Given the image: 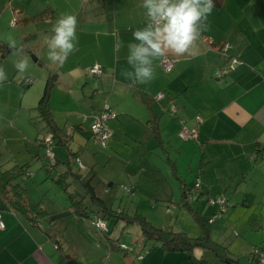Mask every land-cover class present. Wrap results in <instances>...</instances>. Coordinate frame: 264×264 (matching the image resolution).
I'll return each instance as SVG.
<instances>
[{"label": "crops", "instance_id": "0c3cea01", "mask_svg": "<svg viewBox=\"0 0 264 264\" xmlns=\"http://www.w3.org/2000/svg\"><path fill=\"white\" fill-rule=\"evenodd\" d=\"M141 4L142 0H0V40L6 44L4 56L0 57V67L8 76L0 86V119L7 116L5 106L12 103L8 92L14 86L12 80L22 76L15 68L18 60L26 59L29 70L30 57L34 59L33 63L45 69L42 78L46 82L52 70H56L48 99L52 116L71 103L75 105L71 112L87 104L88 115L83 116L85 120L82 121L88 125L108 106L116 113V118L106 124L110 133L108 142L116 137V140L136 144V140L141 138L146 140L145 146L154 143L170 150L178 146L175 162L166 158L165 163L178 182L180 200L182 194H186L187 208L181 205L182 208L190 212L199 229V220L202 221L212 241L225 247L227 257L238 264L237 258L241 254L247 255L253 249L264 251V73L253 71L257 65L264 64V0H214L215 7L208 17L195 54L166 56L175 61L169 74L164 73L160 66L163 58L154 61L156 78L147 85L133 84L121 75L122 70H130L126 57L127 45L135 43L132 32L146 26L145 10ZM44 12L48 15L41 20L24 21ZM62 14H74L79 20L78 50L58 66L47 59L44 38L51 35L52 25ZM13 21L15 25L11 27ZM8 29H18L14 39L18 46L23 45L22 56H15V50L9 47L13 37ZM223 44L229 45L225 54L220 51ZM232 58L239 64L219 77L218 72L227 70ZM93 65L103 70L98 81L87 74ZM26 79L33 81L25 75L21 86ZM60 85L65 90L59 91ZM158 94L163 97L155 100ZM85 98L87 100L83 103ZM90 103L97 107L93 108ZM119 117L122 120L118 122ZM126 120L137 123L133 126L135 132L124 130ZM54 124L58 128L54 151L58 147L67 149L66 126L61 128L55 121ZM82 124L72 125L73 131L81 128ZM115 127L118 129L112 131ZM183 127L195 130L197 140L179 139L177 135ZM46 133L45 127L37 141L40 147V139ZM190 151L192 155H189ZM86 154L81 157L76 153L70 154L83 162L79 161L83 170L79 168L77 172L82 176L96 165L92 163L94 158ZM93 156L95 160L98 157ZM185 156L188 160L183 159ZM56 163L60 166L57 160ZM195 180H199L201 186L189 198L187 194L193 191ZM77 188L83 194L81 187L77 185ZM209 198H222L224 209L217 204H208ZM192 202H196L195 211ZM236 209L249 211L252 216L249 219L252 223L241 231L242 238L225 234L214 237L217 229L213 231L208 225L216 226L217 221L223 225L226 212L229 215ZM205 212L208 216L204 219L202 213ZM71 214L74 216L72 211ZM73 218L96 236L89 220ZM0 219L4 224V229L0 230V264H70L74 245L71 240L63 238L61 243L57 238L58 241H52L41 222L32 226L24 217L10 211L0 212ZM55 222L50 223L52 229ZM95 241L98 243L97 237ZM104 242L103 245L98 243V264H192L186 253L162 252L156 247L158 245L149 249L143 242L138 243L137 247L128 248L124 256L121 252L117 254L115 250H107L108 242ZM56 245L57 249L54 248ZM66 247L70 252L64 251ZM204 252L209 253L195 249L193 256L206 260ZM250 262L257 264L251 258Z\"/></svg>", "mask_w": 264, "mask_h": 264}, {"label": "rangeland", "instance_id": "374dc122", "mask_svg": "<svg viewBox=\"0 0 264 264\" xmlns=\"http://www.w3.org/2000/svg\"><path fill=\"white\" fill-rule=\"evenodd\" d=\"M8 30L10 36L13 37L12 39L17 37L18 29ZM30 60L32 63H30V69L19 76L17 80H12L14 86L8 90L12 96V103H10L11 106L4 105L6 107L4 113L7 116L0 119V163L4 168L14 165H27L28 172L18 180V183L26 189L30 200L35 203L40 202L41 207L45 209L47 214L40 222L44 226L45 232L50 235L51 240L58 241L60 238L62 243L64 238V240H71L74 243L72 246L73 258L70 257V264H98V243L103 245L105 243L103 237L107 236L106 231L95 233L96 236L91 235L82 224L77 222L73 218L75 215L71 214L67 194L54 183V177L61 174V172L68 170L77 173L82 169L80 162H83L78 158L80 162L74 163L76 158L70 155L71 153L79 154V157L87 153V157L94 158L92 163L96 164L94 170L98 177L105 184L108 181L114 182L117 193L112 201V210L122 211L129 216L137 214L153 227L166 232H182L191 238L198 237L200 229L190 212L182 208L178 182L173 178L169 166L165 163L166 158L175 162L178 157L176 155L178 146L174 147V150H170L169 148L157 147L154 143L145 146L146 140H141V138L136 140V144H131L123 140H116V137H114L110 142L107 141L106 148L96 147L91 135V124L85 125V121H82L85 120L83 116L88 115L86 109L89 108L86 106L87 104L81 106L80 109H75L76 112L75 110L71 112V109L75 106L71 103L66 109L64 106L60 109V112L53 115L54 121L59 123L61 128L63 125L66 126L64 133L68 137L69 144L67 149L63 147L56 148L54 153L57 155L56 160L60 163V166L50 167L49 162L45 159L44 149L37 142L40 135L45 131V122L38 117L36 107L44 91L46 81L42 77L46 71L33 63L34 60L31 57ZM55 71L52 70V75L56 73ZM25 75L32 78L33 81L29 83L30 85L25 81L24 86H21L20 83L24 80ZM89 80L87 79V82ZM93 80L98 81L97 78ZM58 89L63 91L65 87L60 85ZM86 100L85 98L82 102L84 103ZM90 106L97 107L94 103ZM120 118L117 119L118 122L122 120ZM80 122H83L81 128H76L73 131L72 125H77ZM136 125L137 123L126 120L123 127L124 130L130 132V130L134 131L133 126ZM117 129L115 127L112 131ZM72 131L75 134H72ZM136 131L138 132L137 127ZM93 155L98 156L96 160ZM189 155H192V151ZM67 159L69 163H67ZM183 159L188 160L186 156ZM85 160L87 161L86 158ZM44 165L48 169H52L50 175L46 173L43 168ZM67 182L70 183L68 191L78 189L77 184L72 182L70 178ZM196 182L197 180H195ZM100 189H102L101 186ZM192 190V194L194 191H198L194 187ZM191 204L195 211L196 206L194 204L196 202ZM206 213L208 212L202 213L204 219L208 216ZM251 217L249 211L236 209L229 215L226 212L222 221L223 225L220 223L221 221H217L216 226L208 225V228L211 226L213 231L217 229V234H214V237L225 234L232 238L238 237L241 239L243 235L241 231H244L245 225L252 223V219L249 221ZM51 221H56L53 229L50 225ZM107 229L113 232L109 235L111 239L118 238L119 242L125 244L127 248L137 247V244L143 241L140 228L137 225L126 226L121 223L116 224L111 220L107 222ZM96 237L98 243L95 241ZM252 237L256 236L253 235ZM146 245L152 246L153 243L148 242ZM68 247H66L68 250L65 248L64 251H69ZM107 250L109 249L107 248ZM203 254L207 256L205 259L210 264H220L219 259L212 253L204 252ZM249 254H241L237 258L238 264H254L250 262Z\"/></svg>", "mask_w": 264, "mask_h": 264}, {"label": "trees", "instance_id": "16d2710c", "mask_svg": "<svg viewBox=\"0 0 264 264\" xmlns=\"http://www.w3.org/2000/svg\"><path fill=\"white\" fill-rule=\"evenodd\" d=\"M51 13V12H50ZM48 13L44 12L37 17L25 19L24 21L31 20L38 21L45 18ZM6 44L0 40V57L4 56V50ZM171 73V72H170ZM56 75H50L36 107L39 118L45 122V127L48 133L52 134L53 139L57 137L58 128L54 124L53 116L50 112L48 99L49 92L54 86ZM75 158V156H74ZM57 163L53 166H56ZM46 173L50 175L52 169H48L46 165L43 166ZM28 172L27 165H14L9 168H4L0 163V212L10 211L19 216L24 217L32 226H38L40 221L46 216L45 209L42 208L41 203H35L27 195L26 189L18 183V180L26 175ZM76 183L81 187L83 194L78 190L68 191L69 184L68 179ZM54 183L61 190L67 194V199L70 202V208L78 221L89 220L92 229L95 233H103L106 231L104 240L108 242V249L121 252L124 256L128 250L125 244L119 242V239H111L110 230L107 229V222L113 220L116 224L121 223L123 225H137L140 228L143 238V245L148 242L153 243L150 248L158 247L162 252H184L188 255L192 264H208L204 259H196L193 256L195 249H202L209 252H213L219 259L220 264H236V262L230 260L227 256V250L225 247L215 243L210 238L206 225L200 221V218H196L200 223V235L196 238L188 237L185 233L179 232H166L162 229H157L148 223L143 217L134 214L133 216L126 215L122 211L112 210V201L114 200L117 187L113 182H107L106 184L98 177L94 169H91L88 174L82 176L78 173H72L70 171L63 172L54 177ZM100 186L102 189H100ZM186 194H182V206L187 208L185 204ZM100 221L104 224L105 230H101L96 227L94 222ZM143 246V247H144ZM58 248V246L56 245ZM140 258V256H138Z\"/></svg>", "mask_w": 264, "mask_h": 264}, {"label": "clouds", "instance_id": "9594fccd", "mask_svg": "<svg viewBox=\"0 0 264 264\" xmlns=\"http://www.w3.org/2000/svg\"><path fill=\"white\" fill-rule=\"evenodd\" d=\"M146 26L132 32L135 43L127 45L126 57L130 70H122L121 75L133 84H149L156 78L154 61L173 55H194L207 27L208 17L215 7L214 0H142ZM79 20L74 14H62L51 27V35L45 36L47 59L54 65L62 66L67 58L77 51V28ZM9 47L15 54H24L23 45L10 39ZM19 74L28 70V61L20 59L15 63ZM253 71L264 73V64ZM8 76L0 67V86ZM0 221V228H3Z\"/></svg>", "mask_w": 264, "mask_h": 264}, {"label": "built area", "instance_id": "2783aa9c", "mask_svg": "<svg viewBox=\"0 0 264 264\" xmlns=\"http://www.w3.org/2000/svg\"><path fill=\"white\" fill-rule=\"evenodd\" d=\"M15 25V21L10 23V26L13 27ZM229 45L228 44H223L220 48V51L225 54L227 49H228ZM174 59L172 58H168L165 57L161 60L160 66L163 70L164 73L169 74L174 67ZM229 66L227 67V70H220L218 72V76H224L227 71H232L234 70L235 66L237 64H239L238 60L236 59H229ZM88 76L91 77H95V78H100L103 75V70L101 69L100 66L98 65H93L90 69H88L87 71ZM28 84L31 82L30 79H26L25 80ZM163 97L162 94H158L155 96V100H160ZM172 113H175L174 109H171ZM116 118V113L111 111L109 109L108 106H105L101 116L99 118H97L90 126V130H91V135L93 140L96 142V144H98L100 147L105 148L107 146V141L110 137V134L107 130V121ZM197 120H199V118H196ZM178 138L183 140V141H187V140H197V133L195 130H190L186 127H183L180 132H178ZM40 145L42 146V148L44 149L45 152V159L49 162L50 166H53L56 162L55 159V153H54V147H55V142L53 139L52 134L50 133H46L42 136V138L40 139ZM76 162H79L78 159H76ZM81 166V164H80ZM201 186V183L199 180H197V182L195 183L194 189L195 190H199ZM188 197L192 196V192H189ZM207 203L210 205H215L217 204L220 209H224L225 207V201L220 198V199H207ZM1 221V219H0ZM209 222H211V220H209ZM96 227L104 230V224L100 221L94 222ZM3 228H0V230H3ZM55 249H57L56 246H54ZM250 258L252 260H254L257 264H264V251L262 250H258V249H253L250 252Z\"/></svg>", "mask_w": 264, "mask_h": 264}, {"label": "water", "instance_id": "95a60500", "mask_svg": "<svg viewBox=\"0 0 264 264\" xmlns=\"http://www.w3.org/2000/svg\"><path fill=\"white\" fill-rule=\"evenodd\" d=\"M34 60V59H33ZM35 61V60H34ZM189 198H191V197H189Z\"/></svg>", "mask_w": 264, "mask_h": 264}]
</instances>
